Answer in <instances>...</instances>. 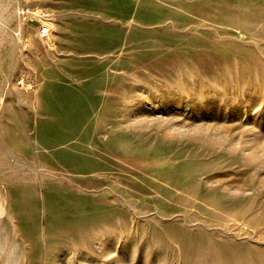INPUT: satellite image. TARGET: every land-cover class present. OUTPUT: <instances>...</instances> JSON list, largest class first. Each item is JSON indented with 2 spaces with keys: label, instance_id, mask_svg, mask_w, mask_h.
Instances as JSON below:
<instances>
[{
  "label": "rangeland",
  "instance_id": "rangeland-1",
  "mask_svg": "<svg viewBox=\"0 0 264 264\" xmlns=\"http://www.w3.org/2000/svg\"><path fill=\"white\" fill-rule=\"evenodd\" d=\"M0 264H264V0H0Z\"/></svg>",
  "mask_w": 264,
  "mask_h": 264
},
{
  "label": "built area",
  "instance_id": "built-area-1",
  "mask_svg": "<svg viewBox=\"0 0 264 264\" xmlns=\"http://www.w3.org/2000/svg\"><path fill=\"white\" fill-rule=\"evenodd\" d=\"M18 16L23 19V21H36L40 24L38 25L36 35L41 41H45L47 43L51 42L52 37V31L50 29V26L45 23L47 21L42 20L44 18V15L41 13V10H28V9H22L18 10L17 12Z\"/></svg>",
  "mask_w": 264,
  "mask_h": 264
}]
</instances>
